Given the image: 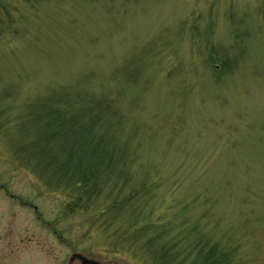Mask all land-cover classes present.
<instances>
[{
	"label": "rangeland",
	"instance_id": "rangeland-1",
	"mask_svg": "<svg viewBox=\"0 0 264 264\" xmlns=\"http://www.w3.org/2000/svg\"><path fill=\"white\" fill-rule=\"evenodd\" d=\"M73 86L125 115L149 220L264 264V0H0V264H140L15 155Z\"/></svg>",
	"mask_w": 264,
	"mask_h": 264
},
{
	"label": "trees",
	"instance_id": "trees-1",
	"mask_svg": "<svg viewBox=\"0 0 264 264\" xmlns=\"http://www.w3.org/2000/svg\"><path fill=\"white\" fill-rule=\"evenodd\" d=\"M222 67L223 73L229 71L227 63ZM107 98L73 86L64 90V99L43 100L37 110L26 109L27 119H16L30 134L15 155H24L25 167L40 178L47 176L45 184L65 194V217L90 214V231L109 241L112 251L126 252L140 264H240L233 244L211 240L182 224L180 239L169 218L151 221L152 212L144 215L138 208V199L146 198L142 200L147 204L158 186L152 180L133 183L138 175L131 172L130 158L135 157L123 127L125 115Z\"/></svg>",
	"mask_w": 264,
	"mask_h": 264
}]
</instances>
